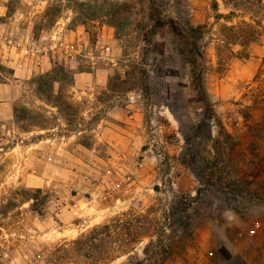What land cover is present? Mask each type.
Listing matches in <instances>:
<instances>
[{"label":"rangeland","instance_id":"obj_1","mask_svg":"<svg viewBox=\"0 0 264 264\" xmlns=\"http://www.w3.org/2000/svg\"><path fill=\"white\" fill-rule=\"evenodd\" d=\"M154 1L168 18L216 23L212 0ZM148 7L0 0V65L12 71L0 83V264H48L55 245L110 217L160 210L198 189L202 219L187 261L167 264H264V27L249 57L232 58L223 71L216 43L205 47L217 114L210 135L177 42L167 27L153 29ZM56 63L71 80L32 83ZM60 86L81 125L60 118ZM74 130L92 136L91 148ZM183 134L195 159L182 156ZM197 176L222 185L201 186Z\"/></svg>","mask_w":264,"mask_h":264},{"label":"trees","instance_id":"obj_2","mask_svg":"<svg viewBox=\"0 0 264 264\" xmlns=\"http://www.w3.org/2000/svg\"><path fill=\"white\" fill-rule=\"evenodd\" d=\"M147 1L153 29L156 31L167 27L177 42L175 52L190 72L192 87L201 102V115L204 121L209 122L207 127L211 135V123L213 119L216 120L217 114L205 85V75L212 67L205 47L210 43H216L217 71L226 69L232 58L247 59L251 45L259 43L263 35L264 0H212L211 9L216 22L214 25L219 24L216 31L214 25L208 22L194 24L188 19L168 18L158 10V7L156 8L154 0ZM219 1L229 9L228 14L220 12ZM238 13H243L244 19L234 23L233 19ZM244 16H248V19ZM221 20L226 22L221 23ZM236 47L239 49L236 50ZM11 72L0 65V83ZM68 79H72L70 69L56 63L49 72L34 78L32 83L40 89ZM61 94L60 86L57 95L53 96L54 106L60 118L69 126L77 123L81 125L77 116L80 114L79 107ZM22 112L26 113L28 110ZM74 131L80 133L78 143L91 148L92 136L86 134L84 130ZM183 135L187 146L182 156L195 159V150L188 147L190 139L187 134ZM226 135L231 137L229 134ZM205 153V156L201 157L203 161H209L210 151L207 150ZM197 178L201 186L213 188L222 185L211 180L203 182L199 176ZM224 184H226L223 186L224 189H231V185ZM155 189L158 190V187ZM201 193L202 191L198 189L195 196H175L169 206L160 210L151 206L144 211L130 210L118 213L81 233L76 239L55 245L49 253L47 262L48 264H112L118 260H122L121 264H167L176 260L185 262L202 219L198 206Z\"/></svg>","mask_w":264,"mask_h":264}]
</instances>
